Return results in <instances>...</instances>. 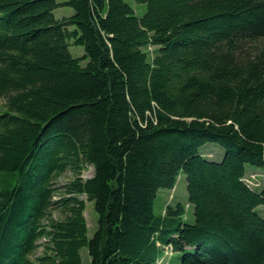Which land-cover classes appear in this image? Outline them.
Returning a JSON list of instances; mask_svg holds the SVG:
<instances>
[{"label":"trees","instance_id":"1","mask_svg":"<svg viewBox=\"0 0 264 264\" xmlns=\"http://www.w3.org/2000/svg\"><path fill=\"white\" fill-rule=\"evenodd\" d=\"M133 1L0 0V264H264V0Z\"/></svg>","mask_w":264,"mask_h":264},{"label":"rangeland","instance_id":"2","mask_svg":"<svg viewBox=\"0 0 264 264\" xmlns=\"http://www.w3.org/2000/svg\"><path fill=\"white\" fill-rule=\"evenodd\" d=\"M127 3L132 5L137 12V15L141 17L145 11H146V5L145 4H139L136 3L133 0H125ZM73 14V10L71 8H58L54 10V15L57 19H61L65 16H70ZM70 52L74 57H81L84 54V50L81 47H71ZM3 108V100L0 99V110ZM202 156L208 160L211 161H220L224 156V150L222 147L216 143H209L203 146L200 150ZM93 174V169L90 167L88 170H86L83 173V178L87 179L91 177ZM70 176L69 174H66L62 176L58 182L59 184H63L69 180ZM8 179H3V182H6ZM245 183L253 190L257 192H261L264 189V171H261L257 168L247 166V173L244 177ZM177 203H181L185 205L186 207V214L184 216V222L187 224H192L194 222V214H193V206L188 201V194L186 189V179L184 174H180L178 177L177 183L172 190H161L158 194V198L156 199L155 205H154V211L155 213L159 214L163 211V209L166 207V205H174ZM259 214L264 217V205L258 207L256 209ZM54 218L58 217L57 212H54L53 214ZM84 217L86 219L87 223V229H88V238H91L94 232L97 230L98 226V217L94 210L93 203L86 201V207L84 211ZM41 253V249L36 251L35 255H38ZM87 249L83 248L81 250V255L83 259L86 261L88 259L87 257ZM34 255V256H35ZM171 253H167L166 258L164 260L169 258Z\"/></svg>","mask_w":264,"mask_h":264}]
</instances>
